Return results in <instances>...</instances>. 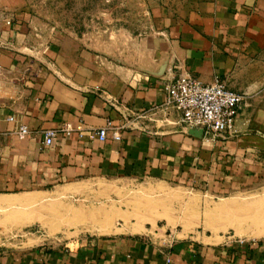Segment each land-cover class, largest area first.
<instances>
[{
    "label": "crops",
    "instance_id": "0c3cea01",
    "mask_svg": "<svg viewBox=\"0 0 264 264\" xmlns=\"http://www.w3.org/2000/svg\"><path fill=\"white\" fill-rule=\"evenodd\" d=\"M137 4L125 16L102 2L101 29L78 34L0 0V195L84 192L111 218L0 264H264V208L244 214L264 201V0H147L149 19ZM185 73L244 94L232 134L206 137L161 105Z\"/></svg>",
    "mask_w": 264,
    "mask_h": 264
},
{
    "label": "rangeland",
    "instance_id": "374dc122",
    "mask_svg": "<svg viewBox=\"0 0 264 264\" xmlns=\"http://www.w3.org/2000/svg\"><path fill=\"white\" fill-rule=\"evenodd\" d=\"M139 1L142 6L141 18L149 19L150 12L145 8L147 0H26L30 18L43 30L52 32L59 28L78 34L101 29L100 4L102 2L128 4L127 10L123 11L127 16L133 13L132 3L138 6ZM109 13L110 17L115 18L117 15L115 9L110 10ZM141 29L145 32L149 30V27ZM14 196L0 195V198L17 200L14 204L0 206V253L22 251L43 243H71L89 234L104 233L103 230H107L100 227L101 223L107 218L111 221L110 216L105 217L106 214H101L100 207L92 208L96 215L88 210L100 201L99 197L86 195L84 192L59 194L48 190ZM262 208H264V201L257 200L246 205L244 214L254 215L255 211ZM244 214L233 213L231 216L241 217ZM102 216L104 218H101ZM97 222L100 223L99 227L95 224ZM158 227L162 226L158 225ZM176 229L171 227L168 232H174Z\"/></svg>",
    "mask_w": 264,
    "mask_h": 264
},
{
    "label": "built area",
    "instance_id": "2783aa9c",
    "mask_svg": "<svg viewBox=\"0 0 264 264\" xmlns=\"http://www.w3.org/2000/svg\"><path fill=\"white\" fill-rule=\"evenodd\" d=\"M243 100L242 92L228 88L219 77L204 82L185 73L174 76L165 84L161 105L175 109L185 126L199 129L204 136L226 138L235 130V120ZM8 118L13 119V116ZM107 124L96 130L100 139L106 135ZM16 131L19 136H24L28 128L20 124ZM43 133L42 143L51 144L56 130L45 128ZM114 137L119 135L115 133Z\"/></svg>",
    "mask_w": 264,
    "mask_h": 264
},
{
    "label": "bare ground",
    "instance_id": "6f19581e",
    "mask_svg": "<svg viewBox=\"0 0 264 264\" xmlns=\"http://www.w3.org/2000/svg\"><path fill=\"white\" fill-rule=\"evenodd\" d=\"M17 200L16 199H11V198H0V206H8V205H11V204H14L15 202H16ZM97 211H99V210H97ZM94 213V212H93ZM98 213V212H97ZM264 213V212H263ZM95 214V213H94ZM261 214V213H260ZM96 215V214H95ZM109 215V214H108ZM263 215V214H262ZM261 215V216H262ZM114 216V215H113ZM257 216V215H256ZM255 217V216H254ZM258 217V216H257ZM256 217V218H257ZM259 217H260V215H259ZM255 218V220H259V219H256ZM247 220V219H246ZM245 220V221H246ZM251 220V219H250ZM252 220H253V218H252ZM263 220H264V218H263ZM257 221H254V223L255 222H257ZM260 221H262V220H260ZM100 223H101V221H100ZM99 223V224H100ZM252 224H253V222H251ZM98 224V225H99ZM256 224V223H255ZM109 219L107 218L105 221H103V223H101V225H100V227H102V228H105L106 230H108V228H110L109 226ZM248 225H251V224H248ZM259 225H263V221H262V223L261 224H259ZM263 227V226H262ZM111 229V228H110ZM253 229V228H252ZM253 231V230H252ZM254 233V232H253ZM255 233H257V232H255ZM256 235V234H255Z\"/></svg>",
    "mask_w": 264,
    "mask_h": 264
}]
</instances>
